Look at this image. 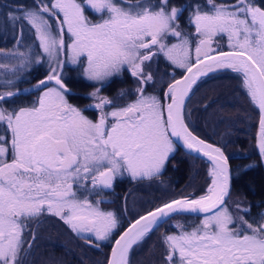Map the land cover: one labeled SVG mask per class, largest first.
<instances>
[{
    "label": "snow or ice",
    "instance_id": "6c2138e0",
    "mask_svg": "<svg viewBox=\"0 0 264 264\" xmlns=\"http://www.w3.org/2000/svg\"><path fill=\"white\" fill-rule=\"evenodd\" d=\"M207 6L196 4L189 17L196 35L194 61L179 23L185 8L171 0H33L3 14L5 26H19L20 36L16 48L0 53L27 59L19 51L27 28L34 36L29 49L38 42L49 71L36 85L42 94L31 106L9 108L19 93L0 91V127L11 137L0 135V264H24L36 241L33 225L45 216L59 218L93 247L108 241L119 221L89 194L101 196L125 174L133 180L158 177L174 151L173 138L207 157L210 182L198 198L181 196L141 215L115 240L105 264H131L135 246L184 213L203 218L190 230L178 222L176 233L164 237L165 264H264V213L250 222L241 205L239 215L229 210V160L221 147L195 135L184 115L199 77L231 69L259 111L256 147L264 159V0L259 6L255 0H207ZM219 35L227 36V50L213 47ZM170 37L179 43L169 46ZM159 54L184 70L182 79L167 85L163 99L146 94L154 75L145 62ZM42 61L38 54L36 62ZM69 62L81 65L93 82L88 107L97 111L95 120L69 102L64 76ZM125 68L138 81L137 95L120 104L101 92Z\"/></svg>",
    "mask_w": 264,
    "mask_h": 264
},
{
    "label": "rangeland",
    "instance_id": "374dc122",
    "mask_svg": "<svg viewBox=\"0 0 264 264\" xmlns=\"http://www.w3.org/2000/svg\"><path fill=\"white\" fill-rule=\"evenodd\" d=\"M153 2H155V0H153ZM32 3H33V0L29 1L28 3H25V6H31ZM201 7L204 9V6L201 5ZM95 18L98 19V17H95ZM184 21H185V24L184 23L181 24L180 22L179 23H180V26H181L182 31L184 33V36L187 38H190L189 48L191 49V55H192V59L194 61V59H195V44H196L195 27H194V25H191L189 23V18L187 20H184ZM184 21H182V22H184ZM53 23H55L54 20H53ZM33 40H34V36H33ZM213 40H214V43H213L214 48H219L220 50H222V49H224L225 46H227V36L226 35H219L217 37H214ZM165 42L167 44H169V46L171 44L179 43V41L175 37H170ZM30 45H32V41H31ZM34 47H37L38 51H36V49ZM34 47H32L31 50L29 49V51H30V55H29L30 56V67L35 68L34 65L37 64L36 57L38 54H39V56L43 57V60H45V65L47 67L48 66L47 57H44L42 51H40L39 46L37 44H35ZM19 51H21L20 48H19ZM61 59H66V57L62 56ZM157 59H158L159 66L162 67V70L156 71V74H158V76L157 75L155 76L154 82L149 83V85H148L149 90H148L147 95H156L159 98L163 99L162 90H164V88H166L165 86H167L171 81H173V78L179 77L184 70L179 68V67H176L173 64H171L162 54H159V57ZM152 60L149 62L148 61L145 62L146 67L150 68L151 70H155L154 66L156 67V65L152 63ZM219 72H230V71L222 70ZM73 74L76 75L77 77H79L83 81L82 86L88 87L89 90H87L86 92H83L82 94L89 96V93L93 90V88L90 87V85L93 82L88 81L83 76L82 66L81 65H74L70 62L66 63L64 66V75L69 76V75H73ZM210 75L213 76V73ZM115 77H118V75H116ZM207 77H209V75L206 77H202L200 80H198V82L195 86L197 90L193 93V95L188 100V102L186 101V106H185L184 112L189 107L193 108V111H192L190 117L192 116V120H193L192 123L194 125L193 124H191V125L194 127H192V129H190V130H194V131H197L198 133H200L196 129L198 127L200 129H205V131H213L219 139L221 137V131H222V134L226 132V135L231 133L230 128L228 126H226L225 129H222V127L225 126V122H229V121L224 120L223 114L226 113L227 111H225V109L220 106V105H226L225 104L226 101L225 102L223 101L226 98V95H224L222 90H224V91L227 89L230 90L231 88H229V85L226 86V89L224 88V85L221 83L223 81V79H221V77L217 78L216 76H214V77H209V79H207ZM116 83H117V86H116L117 90L122 91L124 93V97L120 99L122 102H124V104L131 102L132 100L135 99V97L137 95L136 88H137V84H138V81L136 79H134V81H129V85L121 84V80L117 81ZM41 94H42V92L40 90L36 95L33 96V98L35 100L34 103L38 102V98ZM209 97H215L216 98L217 106L214 107L213 109H211L210 111L206 112L207 114H205L203 111L200 114H199V112L197 114L196 108H199V106L202 105L199 103H201V102L203 103L205 101L204 99H208ZM18 98H19V96L15 97L14 99L17 100ZM114 98H118V96L115 95ZM220 100H222L224 103L221 102L219 107H218V104H219L218 101H220ZM32 104L33 103H31L28 106H31ZM9 105H11V104H9ZM226 106H228V105H226ZM229 107H231V106H229ZM229 111L231 112V109H229ZM203 113L205 116H207V119L205 121L202 117L198 118V116H202ZM85 115H86V113H85ZM97 116L98 115L95 116V114H93L92 115L93 120H95L97 118ZM88 118L90 119V117H88ZM221 118L223 119V121H221ZM231 118L234 119L233 113L231 114ZM188 120H190V118ZM229 124L230 123H226V125H229ZM193 133L195 134V132H193ZM9 138H11V137L9 136ZM176 148H178V147L174 144V151L172 154H170V156H172L176 152L175 151ZM180 151L183 153V155H180ZM175 155H176L175 157H169V161L167 162L166 167L161 172L162 174H160L158 177L153 178L151 180H149V179L133 180L127 174L117 177V180H119L123 177H126L127 180H129V182H131L132 186L128 185L129 182H127L126 186L128 185L127 186L128 188L126 189V191H124V193H122L118 198L116 197L114 201H111L109 203L102 201L100 204V207L103 211H110L116 215V217L119 221L118 228L122 225H123L122 228H124L131 221L130 219L134 215H137L138 213H140L139 215H141L143 211L146 212V211H148L154 207L161 205L163 203L162 201L164 199L170 198L173 195L177 196V198H179L181 196H191L193 198H198L201 194L204 193V191L207 187V183L210 182V177L208 180H206L204 178V175H205L204 171L205 170L203 168L200 170L202 163L200 161H198L199 159H196L195 157L192 158V156L190 157V155L184 153L180 149H179V152L177 151L175 153ZM183 158L186 160L185 174H184L186 177V181L184 182V184L179 185V184H175L176 181H173V179H171L170 175H171V173L172 174L174 173L171 171V169L173 168V164H174L175 160L178 162ZM168 166H170L169 167V177H168V172L166 171V168ZM202 167H204V166H202ZM199 192H201V193H199ZM89 195H93V194L91 193ZM89 199L92 201L91 197H89ZM97 200L98 199H96L95 202ZM167 201H169V200H167ZM95 202H93V203H95ZM164 202H166V201H164ZM139 215H137L136 217H138ZM185 216L186 215L181 214L179 216V218L184 217V219L188 221L189 224L186 225V227H188L189 230H190L191 226L200 223V220H198V218L185 217ZM175 219H177V218H175ZM175 219H173L174 222H175ZM41 222H42V225H40V224L39 225H35V224L33 225V229L36 233V241H35L34 246L31 248L30 252L33 251L36 248V246L38 245V243L41 241H44L45 244H47V245L48 244L53 245L54 243H56L58 245H63L66 248H70L71 253L75 256L74 259H76L78 254L83 259L85 257L84 251H82V250L78 251L76 249L78 244H80L83 247H88V248L99 250L98 247H91V245L85 243L84 239L78 238L77 234L73 233L66 225H64L63 221H61V224H57V227H56V225H53V223L50 222L49 220H45V221H41ZM51 227H53L54 233H53V235L51 234V240H50V237H48V234L50 233L49 230ZM169 227H170L169 224L167 225V223H164L162 226L155 228L152 232L149 233L150 235L146 236V238L144 239V241L142 243L135 246L133 251L130 254L131 264H154L156 258L161 259L160 264H165L166 248L164 247V243H163V248L159 244L158 235H160V237H163V240H164V237L166 235H171V234L176 233V231H177L176 226L170 227L171 232H169ZM45 229H46V232H45ZM114 232H116V230H114ZM54 235L58 236V238H59L58 243L53 242V241H56L54 239ZM69 236L71 238H73L74 241L69 239ZM29 237H30V235L26 236L27 239ZM48 239L52 242L46 241ZM105 242L106 241H102V242H98V243L100 245H102V243H105ZM157 246H159L161 248V250L156 249ZM39 258L41 260V264H51V262H49L50 258L46 259V258H42L41 256ZM59 258H60V255L57 254V257L55 258L57 260L54 261V264H60L59 261L61 259H59ZM93 261H94L93 264H96V263L100 264V262H99L100 260L98 258L94 259ZM24 264H37V260L32 259V258H27V255H26L24 257Z\"/></svg>",
    "mask_w": 264,
    "mask_h": 264
},
{
    "label": "trees",
    "instance_id": "16d2710c",
    "mask_svg": "<svg viewBox=\"0 0 264 264\" xmlns=\"http://www.w3.org/2000/svg\"><path fill=\"white\" fill-rule=\"evenodd\" d=\"M29 1H32V0H0V39L2 37H8L11 39L15 35L14 32L12 33V30H9V28L10 29L12 28L11 24H9L7 27L5 26L4 21H3V14L7 12L9 7H12L14 5H24L25 6V3H28ZM223 2L231 3L233 2V0H223ZM255 2L259 6L262 0H255ZM171 4L178 6V7L184 6L185 11L180 16V20H179L181 24L182 23L185 24L184 20H187L189 16L192 14V12L195 11L194 8L196 4L204 6L205 10H207V7H208L207 0H171ZM2 40H4V38ZM12 42H14V40L11 39V43ZM220 77L221 79H223L221 83L224 85V88L226 89L227 85H229V88H231L230 90L228 89L225 90L226 92L222 90L224 95H226V98L223 101L224 102L226 101L225 104L228 106L220 105V103L223 101L222 100L218 101L219 102L218 107L220 105L222 108L225 109V111H227L226 113L223 114L224 120L229 121V122H225V126H223L222 129H225L226 126H228L230 128L231 133L226 135V132L222 134V131H221V137L218 139L217 135L213 131H205V129H200L197 126H196L197 127L196 129L200 133L194 130L192 131L195 132V135L197 134L198 137L200 136L199 138L207 142L214 143L215 145L221 147L225 153V156L227 158L229 157L228 158L229 171H230V177H231L230 190L232 194L234 192H237L242 197H244L247 201H249L251 197H253V200L264 199V184H263L264 182L262 181L264 180V175L262 173L259 161L257 159V155L254 150V145H253L254 133H255L256 122H257L256 108L250 103L246 90L244 89L242 85V80L238 76V74L234 72H221ZM207 79H209V77ZM195 88L196 87H194V89L190 93V96L187 99V102L191 98L193 93L197 90ZM36 94L37 92L33 94V96ZM33 96L29 99L26 98L25 96H19V98L15 100V103L8 105L7 107L15 108V109H18L19 107H26L30 105L31 103H34L35 100ZM204 100L206 102L204 101L205 103L204 102L199 103L202 105H200L199 108H196L197 114L198 112L200 114L202 111L205 114H207L206 112L210 111L211 109L217 106V101L215 97H209L208 99H204ZM229 109H231V112L229 111ZM192 111H193V108L189 107L184 112V114L186 115V123L189 124L190 129L194 127L191 125L193 124L192 116L190 117ZM204 113L202 116H198V118L202 117L205 121L207 119V116H205ZM230 113L231 114L233 113L234 119L231 118ZM189 118L190 120H188ZM221 121H223L222 118H221ZM226 123H230V124L226 125ZM175 151L179 152V149L176 148ZM175 153L170 157H175L176 156ZM180 155H183L181 151H180ZM198 161H200L202 163V166H204V167L201 166L200 170L202 168L205 170L204 178L208 180L209 179L208 170L210 168V165H207L205 162L201 161L200 159ZM185 164H186V160L184 158L178 162L175 160L173 164V168L171 169V171L174 173L173 174L171 173L170 175L171 179H173V181H176L175 184L182 185L186 181V177L184 175L185 174ZM169 167L170 166L166 168V171L168 173H169L168 171ZM117 182H118L117 185L120 187L119 189L120 195L122 194L121 192L126 191V189L128 188L127 187L128 185L132 186L131 182H129V180H127L126 177H123L117 180ZM127 182H129V184L126 186ZM250 190L253 191L254 195H251ZM176 197L177 196L173 195L170 198H166L164 200L162 199L163 200L162 202L174 199ZM185 217H188V216H185ZM122 227L123 225L120 226L118 229H116V232L113 233V235L110 237L108 241H106L105 243H102V245L99 244L100 245L98 247L99 250L88 248V247H83L80 244H78L76 249L78 251L82 250L85 252L84 259L86 261L79 254L76 257V259H74L75 256L71 253L70 248H66L65 246L62 245L60 258H59L61 259L59 261L60 264H93L94 263L93 260L97 258L100 260L99 261L100 264H104L105 258L107 255V250L110 246V243L112 242L117 232L122 229ZM161 238L162 237L158 235L159 244L163 248V242ZM69 239L74 241V239L71 238L70 236H69ZM156 249L161 250L159 246H157ZM51 251L53 252V250ZM57 254L58 252H55V253L53 252L51 257L43 256L42 258H46V259L50 258L49 262H51V264H54V261L57 260L55 259L57 257ZM160 262H161V259L156 258L154 264H160Z\"/></svg>",
    "mask_w": 264,
    "mask_h": 264
},
{
    "label": "flooded vegetation",
    "instance_id": "af4514ba",
    "mask_svg": "<svg viewBox=\"0 0 264 264\" xmlns=\"http://www.w3.org/2000/svg\"><path fill=\"white\" fill-rule=\"evenodd\" d=\"M9 30H13V27L11 29L9 28ZM13 32L15 35L11 39L14 40V42L11 43V39L8 37H2L0 39V50H11V49L16 48V38H18L20 36L19 26H17L15 28V30L12 31V33ZM3 38H4V40H2ZM31 41H33V36L30 35L27 28H25L24 35H23V42L19 46V48L21 49L22 52H24L26 54L27 59H25L24 57L12 58L11 56L5 58L4 55L2 53H0V63L8 64L7 69L0 68V91H3L5 88H9L13 92H18L19 93L18 96H25L26 98L29 99L33 96V94H35L33 91H31V89L34 88L40 80L45 79V77L49 71V66L46 67L45 60L34 65L35 68L30 67L29 45H30ZM36 44L38 45V42H36ZM34 48L36 49V51H38L37 47H34ZM158 57H159V55H156L153 57V60H152V63L156 65V67L154 66L155 70H151L150 68L146 67V71H150L151 73H153L154 79H155L156 75L158 76V74H156V71L162 70V67H160L158 64V59H157ZM21 59H25V66L23 68H20V60ZM214 74H213V77L216 76L218 78V77H220L221 72H217ZM64 76H65V79L67 81L68 87L71 90V93L68 97L69 102L71 104H73L74 106H77V107L82 108V109H86L87 110V111H85L86 115L88 117H90V119L91 118L93 119V117H92L93 114H95V116L98 115L97 111L94 108L88 107V105L93 103V101L91 100V98L89 96L82 94L83 92H86L87 90H89L88 87L82 86L83 81L74 74L69 75V76H66V75H64ZM118 77L113 76L112 78H110V80L105 84L104 88L102 89L101 94L104 96H107L113 100L119 101L120 104H124V102H122L120 100L121 99L120 94L122 93V91L117 90V87H116L117 83L116 82L121 80V84L129 85V81H134L135 78L131 76L130 72L126 68L122 70V72L118 75ZM209 77H212V75H209ZM8 80H11L13 82L12 85H7L6 82ZM148 85H146V94H148V90H149ZM164 90H165V88H164ZM164 90H162V97H163ZM115 95H117L118 98H114ZM185 117H186V115H185ZM5 129H6V126L0 127V135L7 134L8 139L10 140V138H9L10 133H6ZM235 156H233V157H235ZM257 159L259 161L258 155H257ZM259 164H260V161H259ZM260 167H261V165H260ZM261 170H262V168H261ZM262 173L264 175L263 170H262ZM160 174H162V173H160ZM168 177H169V173H168ZM262 181L264 182V180H262ZM117 183L118 182H117V178H116L113 182V188L112 189H105L101 196H97L95 193H92L93 195H89V197L92 198V202H95V200L98 199V200H101L103 202L109 203L111 201H114L116 197L118 198L120 195L119 194L120 193V191H119L120 187L117 185ZM121 193H124V192H121ZM251 195H254L253 191H251ZM237 204L241 205L243 210H246V219L249 220L250 222H254V221L259 220L260 215L262 213H264V199L253 200V197H251L249 199V201H247L239 193H237V192H234L233 194L231 193L230 197L227 198V200H226V206L229 208V210L234 215H239L241 213V209L237 208ZM139 214L140 213H138L137 215H139ZM137 215H135L133 218H135ZM178 216H180V215H178ZM186 216L198 218V220H201L203 218V216L202 217H195V216H190V215H186ZM133 218H131L130 220H132ZM176 218L177 219H175V222L173 219H169L167 222V225L169 224L170 227H175L176 223H178V222L183 223L185 226L189 224L188 221L184 219V217L179 218L176 216ZM45 220H49L50 222L53 223V225H56V227H57V224H61V220H59V218H57L55 216H45V217L41 218V221H45ZM39 224L42 225V222H40ZM170 227H169V232H171ZM121 230H119L117 233H119ZM45 232H46V229H45ZM49 232L50 233L48 234V237H50V240H51V234L53 235V233H54L53 227L50 228ZM148 235H150V234H148ZM28 239H31V236ZM54 239L56 241H53V242H57V243L59 242L58 236L54 235ZM50 240L48 239L46 241L52 242ZM91 247H93V246H91ZM61 248H62V245H58L56 243H54L53 245H50V244L47 245V244H45L44 241H41L38 243V245L36 246V248L33 251L29 252V254L27 255V258L36 259L37 264H41V260L39 258L40 256L41 257H43V256L51 257L53 252L54 253L58 252V254L60 255ZM51 250H53V252Z\"/></svg>",
    "mask_w": 264,
    "mask_h": 264
},
{
    "label": "water",
    "instance_id": "95a60500",
    "mask_svg": "<svg viewBox=\"0 0 264 264\" xmlns=\"http://www.w3.org/2000/svg\"><path fill=\"white\" fill-rule=\"evenodd\" d=\"M222 50H227V47L226 48H224V49H222ZM222 70H228V71H231V69H218V70H216V71H214V72H212V73H215V72H218V71H222ZM183 74H184V71L182 72V74L179 76V77H177V78H175V79H182L183 78ZM209 74H211V73H209ZM208 74V75H209ZM202 77H205V76H201V77H199L198 79H197V82H198V80H200ZM173 81H171L170 83H172ZM39 83V82H38ZM37 83V84H38ZM194 86L195 85H193V88H194ZM193 88H192V90H193ZM35 89H37L36 88V86L34 87V88H32L31 89V91H33V90H35ZM166 89H167V86H166V88H165V90L164 91H166ZM191 90V91H192ZM256 112H257V124H256V131H255V135H254V148H255V151H256V153H257V155H258V157H259V161H260V165H261V168H262V170H263V172H264V159H261V157H260V155H259V151H258V149H257V147H256V136H257V133H258V131H259V111H258V109H256ZM173 140H174V144L180 149V150H182L184 153H186V154H188V155H190V156H192V157H195V158H198V159H200V160H202V161H204V162H206L208 165H210L211 166V164H210V161H208V159H207V157H204V156H202V155H200L199 153H196V152H192L191 150H189V149H187L186 147H184V145H183V141H181V140H177L176 138H173ZM207 142V141H206ZM207 143H210V142H207ZM211 144H213V145H215L214 143H211ZM217 146V145H216ZM156 208V207H155ZM154 209V208H153ZM149 211V210H148ZM146 212H144L143 214H141V215H144ZM184 214H187V215H191V216H197V217H202L203 216V213H184ZM141 215H139L138 217H136V218H134L132 221H130L116 236H115V238L113 239V241H112V243H111V245L109 246V248H108V252H107V256H109L110 255V253H111V248H112V246L114 245V242H115V240L116 239H119V236L121 235V234H123V232L136 220V219H138ZM106 256V257H107Z\"/></svg>",
    "mask_w": 264,
    "mask_h": 264
},
{
    "label": "bare ground",
    "instance_id": "6f19581e",
    "mask_svg": "<svg viewBox=\"0 0 264 264\" xmlns=\"http://www.w3.org/2000/svg\"><path fill=\"white\" fill-rule=\"evenodd\" d=\"M38 91H39L38 89L33 90L34 93H36V92H38Z\"/></svg>",
    "mask_w": 264,
    "mask_h": 264
}]
</instances>
